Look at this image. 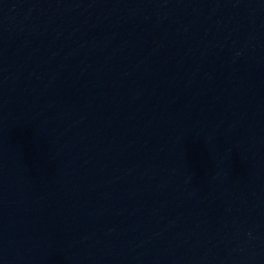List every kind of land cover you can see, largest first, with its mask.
Returning <instances> with one entry per match:
<instances>
[{"label": "water", "instance_id": "obj_1", "mask_svg": "<svg viewBox=\"0 0 264 264\" xmlns=\"http://www.w3.org/2000/svg\"><path fill=\"white\" fill-rule=\"evenodd\" d=\"M0 264H264V0H0Z\"/></svg>", "mask_w": 264, "mask_h": 264}]
</instances>
